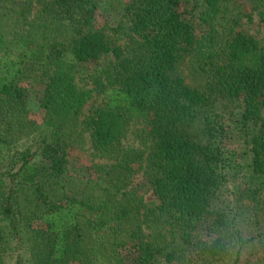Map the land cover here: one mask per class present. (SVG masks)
Masks as SVG:
<instances>
[{"label": "trees", "instance_id": "obj_1", "mask_svg": "<svg viewBox=\"0 0 264 264\" xmlns=\"http://www.w3.org/2000/svg\"><path fill=\"white\" fill-rule=\"evenodd\" d=\"M100 1L50 0L31 19L23 2H0V161L8 160L5 174L10 179L9 188L0 193V215L11 221L19 238V195L27 191L33 197L29 217L39 225L31 237L33 264H98L105 257L109 264H158L160 259L174 264L180 259L176 249H169L164 232L144 234L142 224L149 228L152 220L149 212L141 213L134 193L115 199L117 190L112 198L97 200L94 186L88 190L71 180L67 186L60 183L69 169L70 139L88 131L95 152L116 156L115 162L98 165L103 181L114 182L115 175L131 172L134 163L145 161L146 152V175L160 200L157 210L166 216L171 231L200 258L223 259L230 250L225 237L195 241L192 233L214 214L219 227L235 223L229 212L212 208L233 164L225 142L228 130L218 113L206 117L205 140L190 126L198 108L218 98L243 102L236 128L243 138L247 182L237 195L249 198L255 215L264 216V44L237 30V17L221 42L215 36L196 35L189 16L197 12L209 21L229 0H130L126 12L136 47L128 50L104 30L91 29ZM253 9L264 27V0H253ZM64 22L71 34L62 41L55 25ZM107 59L111 64L105 66ZM41 74L48 78L45 132L26 149L13 150L16 135L29 129L22 80ZM81 74L92 78L95 87L83 88ZM94 91L102 100L80 121ZM11 112L19 114L18 128ZM133 119L145 126L144 151L121 146ZM133 214L137 220L129 228L135 226L142 234L127 230L126 240H119L115 232L122 231ZM110 234L113 239L106 243ZM135 239L139 241L130 254L120 257L119 248ZM111 246L113 252L105 255ZM19 264H24L22 259Z\"/></svg>", "mask_w": 264, "mask_h": 264}, {"label": "rangeland", "instance_id": "obj_2", "mask_svg": "<svg viewBox=\"0 0 264 264\" xmlns=\"http://www.w3.org/2000/svg\"><path fill=\"white\" fill-rule=\"evenodd\" d=\"M49 1L50 0H0V2L6 5L14 6H16L15 3L18 4L19 2H23L25 6L24 9L29 19L35 18L40 10L47 7ZM129 2L130 0H101L99 9L91 22V29L104 30L109 38L117 45L124 46L128 50H131L136 47V42L134 41L136 37L131 31L130 18L126 12V6ZM21 7H23V5ZM248 16H251L252 20H249ZM46 17L49 21L53 19L48 13ZM189 17L195 26L197 36H207L208 38L209 36H215L217 42H221L228 37L231 27L234 26L233 20L235 17L240 18V25L234 27H236L237 30H244L248 34L255 36L264 44V27L260 23L258 13L253 9V0H229L227 4L221 8L219 14L216 15V17L209 18V21L200 19L197 12H193ZM63 24L64 25H61V23H59L55 25L57 28L56 31L58 32L57 37L59 36V39L62 41L65 36L69 38L71 34L70 29L65 26L67 24L65 22ZM109 59L114 60L112 56ZM103 62L105 66L111 64L108 59L103 60ZM86 75L87 74H81L78 76L80 85L87 89L94 88L95 84L93 79L86 77ZM47 80L48 78L42 74L36 77L34 75L25 77L22 80L23 86L26 87L27 94L26 110L28 113L25 118V124L28 125L29 131L26 130L25 133L20 136L19 134L16 135L18 137L13 140L11 146L13 150L26 149L32 145L35 138L42 136L45 132L47 111L43 107V98ZM188 82H192V79H188ZM101 100L102 98L98 92L94 91L92 98L84 107L80 121L84 120L85 117L89 115L90 109L98 105ZM242 112L243 102L241 100L218 98L212 101L210 105L199 107L197 112L198 116L190 126V131L194 135L205 140L204 129L206 126V117L218 113L221 115L223 124L228 130L225 142L228 150L232 152L233 164L232 167L227 169L229 174L228 182L219 197L213 202L212 208L215 211L229 212L228 215L231 218H235V223L228 228L219 227L215 224L216 217L214 214L209 216L205 224L192 233V238L195 241L203 240L212 242L220 236L225 237L230 250L229 254L223 259L216 260L211 257L200 258L197 251H194L191 247L187 248L184 245L179 233L175 234L171 231V225L167 222L166 216L162 217L157 210L160 200L156 196L146 175V152H144L145 155L143 157L145 161L141 162L140 160L134 163L131 172L124 173L122 176L115 175L114 182H112V180L111 182H106L103 181V172L98 169V165L113 163L116 161V156L112 154L102 156L98 152H95L92 148L89 132L83 131L80 137H78V134H74L70 139L71 145L68 148L70 155L69 169L67 174L63 178H60L59 181L62 185L67 186L70 184L69 180H71V183L75 182L74 185L78 184L81 188L88 186V190H94V186V197L95 199L97 198V200L105 199L106 196L112 198L113 193L117 192V190L121 191H119L115 199H121L122 193L124 192L134 193L135 199H133L140 203L142 208L141 213L144 212V210L149 212L150 221L152 220L149 228H147L148 226L146 223L142 224L144 234L151 235L159 231L164 232L167 242H169V249H176L180 256V259L175 261L174 264H264V216L255 215L253 205L249 198L244 196L243 199H240L237 195L239 188H242L247 182V174L244 173L245 171L242 168L246 163V160L241 157V152L244 148L243 138L241 132L236 128V122L240 118ZM18 115L17 112H11V121L15 128H18L20 124ZM81 128L82 131L83 126ZM145 135H147V132L145 131L142 120L133 119L126 127L124 136L121 140V146L124 149L139 148V150L144 151L146 145L143 144L142 138ZM7 161L8 160L3 162L0 161V193L7 190L10 186V179L5 174L7 170ZM141 164L143 167H141ZM58 188L61 190L59 186ZM19 196L22 208L21 215L20 209L17 210V218L20 221V239L12 232L11 221L9 219H4L2 217L3 215H0V264H19L20 259H22L24 264H33L34 251L31 246L34 242L31 241V237L33 236L34 230L39 225L37 222L34 223L29 217L30 208L34 205L32 201L33 197H31L27 191H22ZM158 215L161 218L160 221H158ZM133 216L134 214L131 219H129V222L124 225L125 228L122 231H119L118 234L115 232V236H117L119 240H126L127 230L134 229L139 235L142 234L135 226L132 229L129 228L131 227V222H136L137 220ZM180 230H182L180 227L176 228V232ZM111 233L112 235L114 234L113 231H111ZM112 235L110 234L107 236L104 241L108 243L113 239ZM138 241L139 239L130 240L124 247L119 248L120 257L130 254L134 244ZM104 252L105 255L112 253V246L104 250ZM105 258L107 259V257ZM105 260H101L98 264H109L108 260ZM73 264L78 263L75 262ZM158 264L166 263L164 259H160Z\"/></svg>", "mask_w": 264, "mask_h": 264}]
</instances>
